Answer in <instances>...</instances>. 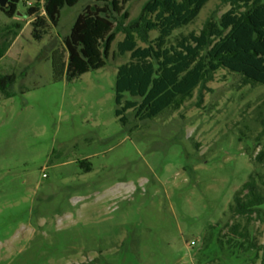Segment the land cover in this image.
Here are the masks:
<instances>
[{
	"label": "rangeland",
	"instance_id": "rangeland-1",
	"mask_svg": "<svg viewBox=\"0 0 264 264\" xmlns=\"http://www.w3.org/2000/svg\"><path fill=\"white\" fill-rule=\"evenodd\" d=\"M145 1L125 4L131 17ZM91 2L65 7L40 41L25 11L42 0H24L13 18L0 11V30L15 35L0 76L16 75L9 96L0 93V264H260L248 253L237 260L216 237L241 218L225 216L238 190L264 175L254 159L264 148V84L220 69L201 106L196 89L152 119L129 111L123 126L115 114L117 69L129 60L117 54L122 33L102 68L66 76L64 38ZM228 8L209 0L184 32ZM250 228L263 244L264 223Z\"/></svg>",
	"mask_w": 264,
	"mask_h": 264
},
{
	"label": "trees",
	"instance_id": "trees-1",
	"mask_svg": "<svg viewBox=\"0 0 264 264\" xmlns=\"http://www.w3.org/2000/svg\"><path fill=\"white\" fill-rule=\"evenodd\" d=\"M80 1L42 0V5L27 7L25 15L32 18L33 38L44 39L52 28L59 26L61 11ZM91 1L64 38L66 76L74 79L102 68L113 42L122 33L117 54H129V60L117 69L115 114L123 126L128 123L129 111L139 121L152 119L167 109H180L196 89V105L201 106L206 84L220 69L239 74L245 85L264 84V0H225L229 8L219 19H207L199 32L183 29L198 20L209 0H146L136 17H131L125 8L131 0ZM22 2L9 0L0 11L13 18ZM16 27L19 29L20 24ZM12 28L0 30V35L5 33L0 40V58L15 37ZM152 32H156L155 37H151ZM15 79L14 73L0 76V93L9 96L8 88ZM254 159L257 165H264V148ZM79 165L90 170L87 159ZM262 187L264 175L256 171L235 194L225 213L226 216L229 212L234 219L241 218L231 226L227 222L224 226H230L229 231L216 237L220 248L225 246L236 259L248 253L260 264H264V243L258 244L250 225L255 220L264 223ZM220 225H212L204 240L211 239Z\"/></svg>",
	"mask_w": 264,
	"mask_h": 264
},
{
	"label": "water",
	"instance_id": "water-1",
	"mask_svg": "<svg viewBox=\"0 0 264 264\" xmlns=\"http://www.w3.org/2000/svg\"><path fill=\"white\" fill-rule=\"evenodd\" d=\"M9 0H0V7H5Z\"/></svg>",
	"mask_w": 264,
	"mask_h": 264
}]
</instances>
